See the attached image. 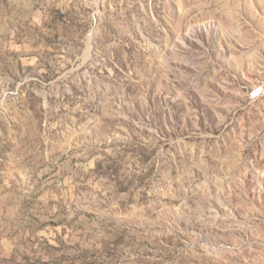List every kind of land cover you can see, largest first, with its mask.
Returning <instances> with one entry per match:
<instances>
[{
	"label": "rangeland",
	"instance_id": "1",
	"mask_svg": "<svg viewBox=\"0 0 264 264\" xmlns=\"http://www.w3.org/2000/svg\"><path fill=\"white\" fill-rule=\"evenodd\" d=\"M0 264H264V0H0Z\"/></svg>",
	"mask_w": 264,
	"mask_h": 264
}]
</instances>
